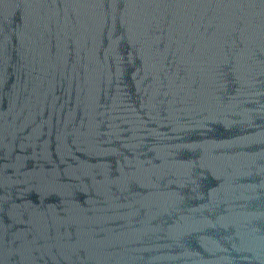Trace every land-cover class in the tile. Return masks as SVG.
<instances>
[{"label": "water", "instance_id": "1", "mask_svg": "<svg viewBox=\"0 0 264 264\" xmlns=\"http://www.w3.org/2000/svg\"><path fill=\"white\" fill-rule=\"evenodd\" d=\"M0 264H264V0H0Z\"/></svg>", "mask_w": 264, "mask_h": 264}]
</instances>
